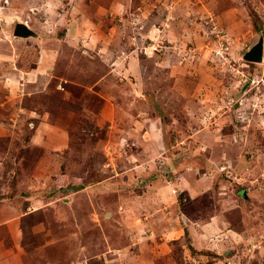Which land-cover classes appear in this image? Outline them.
Wrapping results in <instances>:
<instances>
[{
	"label": "rangeland",
	"instance_id": "obj_1",
	"mask_svg": "<svg viewBox=\"0 0 264 264\" xmlns=\"http://www.w3.org/2000/svg\"><path fill=\"white\" fill-rule=\"evenodd\" d=\"M260 37L264 0H0V262L264 264Z\"/></svg>",
	"mask_w": 264,
	"mask_h": 264
},
{
	"label": "crops",
	"instance_id": "obj_2",
	"mask_svg": "<svg viewBox=\"0 0 264 264\" xmlns=\"http://www.w3.org/2000/svg\"><path fill=\"white\" fill-rule=\"evenodd\" d=\"M39 71V67L35 70V71H33V72H31V73H26L27 75H29V76H33V75H40L41 73V71L40 72H38ZM39 78V77H38ZM44 78H46V77H44ZM40 79V78H39ZM27 112H29V111H27ZM47 115V114H46ZM29 116L30 117H41V120H40V122H39V124L37 125L36 124V120H35V122H33V119H35V118H33L32 119V122H33V124H34V127H35V129L34 130H36L35 131V134L33 135V140H34V138H38L37 137V130H41V127H44V126H50V125H47V123H45V116H42V115H40L39 113H35L34 111H30L29 112ZM32 122H30V123H32ZM36 124V125H35ZM50 127H52V130H56V128H54L53 126H50ZM35 142V141H34ZM159 180V179H158ZM153 182H156V180H155V178H153L151 181H149V183H151V184H153ZM197 183H199V182H197ZM159 206V204H157V203H154V206L152 205V207H155V210H157V207ZM161 204H160V206H159V208H161ZM158 212L157 211H152V212H149L148 213V215H147V217H145V218H142V219H139V221H140V225H144V227H148V228H151V229H156L157 228V226L158 225H160L159 224V220L155 217V215L157 214ZM178 214V213H177ZM159 215H160V213H159ZM158 215V216H159ZM164 216H166V215H164ZM160 217V216H159ZM163 221H164V223H166V221L164 220V217H160ZM175 219H174V221H173V230H170V228L169 229H167V232H164L163 233V235H165V233L167 234V235H169V237L171 236H173V235H175V234H177V235H181V233L182 232H184L185 231V233H186V231L187 232H189V233H191V235H196L195 237L197 238L198 237V234L200 233L201 234V229H203L204 227L203 226H201V225H195V224H192V225H194V226H189V224H187L186 226H182L181 225V223H183V221L182 222H180V220H179V215H178V217L176 216V217H174ZM183 219V218H182ZM158 222V223H157ZM162 225V224H161ZM203 227V228H202ZM204 229H206V228H204ZM130 230V228H128V231ZM174 231H176L175 233H172V232H174ZM197 233V234H194V233ZM199 234V235H200ZM202 235V234H201ZM137 236H141V238L142 239H144L145 238V236H143L142 235V233L140 234V232H139V234L137 235ZM190 246L196 251V246L194 247L193 246V244H190ZM189 249V248H188ZM185 252L186 253H189L190 254V249L189 250H187V249H185ZM0 264H3V261L2 262H0Z\"/></svg>",
	"mask_w": 264,
	"mask_h": 264
},
{
	"label": "water",
	"instance_id": "obj_3",
	"mask_svg": "<svg viewBox=\"0 0 264 264\" xmlns=\"http://www.w3.org/2000/svg\"><path fill=\"white\" fill-rule=\"evenodd\" d=\"M23 24L25 23H17L15 25L13 35L24 39L35 37L36 34ZM263 53V38L260 37L258 42L244 54L243 59L250 63H260L263 60Z\"/></svg>",
	"mask_w": 264,
	"mask_h": 264
},
{
	"label": "trees",
	"instance_id": "obj_4",
	"mask_svg": "<svg viewBox=\"0 0 264 264\" xmlns=\"http://www.w3.org/2000/svg\"><path fill=\"white\" fill-rule=\"evenodd\" d=\"M180 212H181V214H184L185 216H189V209H188L187 205H182L181 204ZM189 249H191L192 252L195 251L191 246H190Z\"/></svg>",
	"mask_w": 264,
	"mask_h": 264
},
{
	"label": "bare ground",
	"instance_id": "obj_5",
	"mask_svg": "<svg viewBox=\"0 0 264 264\" xmlns=\"http://www.w3.org/2000/svg\"><path fill=\"white\" fill-rule=\"evenodd\" d=\"M23 25H25L27 28H29V26H28L27 24H23ZM15 38H20V37H16V36H15Z\"/></svg>",
	"mask_w": 264,
	"mask_h": 264
}]
</instances>
